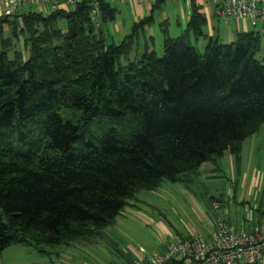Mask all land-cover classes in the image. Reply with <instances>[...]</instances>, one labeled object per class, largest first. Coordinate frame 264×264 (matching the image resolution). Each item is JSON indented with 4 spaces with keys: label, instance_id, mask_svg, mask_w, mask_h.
Returning <instances> with one entry per match:
<instances>
[{
    "label": "trees",
    "instance_id": "obj_1",
    "mask_svg": "<svg viewBox=\"0 0 264 264\" xmlns=\"http://www.w3.org/2000/svg\"><path fill=\"white\" fill-rule=\"evenodd\" d=\"M91 1L0 17V251L87 238L140 190L179 181L205 162L218 171L226 153L238 166L243 141L264 123L258 31L230 43L207 36L199 54L190 38L206 36V18L190 0L182 33L162 30L161 57L145 48L123 62L164 0L119 44L101 30L115 8L97 0L95 27ZM17 39L21 49L12 48ZM263 213L258 205L252 225Z\"/></svg>",
    "mask_w": 264,
    "mask_h": 264
},
{
    "label": "rangeland",
    "instance_id": "obj_2",
    "mask_svg": "<svg viewBox=\"0 0 264 264\" xmlns=\"http://www.w3.org/2000/svg\"><path fill=\"white\" fill-rule=\"evenodd\" d=\"M108 1L115 8L116 15L113 20L104 22L101 30L107 43L119 44L130 33L133 24L130 5L123 3L124 0ZM180 2L187 7L184 0ZM195 2H202V9L212 8L206 4V0ZM178 5L179 0H165L161 6L154 8L152 19L138 30L132 50L122 61L134 60L145 48L154 50L161 57L162 30L167 29L172 37L184 30ZM28 9L36 11L33 6ZM145 12L144 16L147 17L150 13ZM210 17L211 26L220 29V42L233 41L224 39L221 32L230 29L231 24ZM166 20L168 23L164 22ZM119 24L125 28L116 31L115 26ZM59 26L64 29V22L60 21ZM2 35L11 36L10 23L3 25ZM260 35L262 38L263 33ZM190 39L198 53L202 54L206 39H194L192 35ZM263 47L261 45L256 54L258 60L263 54ZM12 48L21 49L22 40H15ZM228 162L227 156L223 157L213 177L202 172H185L179 181L165 180L155 189L136 192L127 199L108 226L96 230L87 238L56 246L34 242L12 244L0 251V264H126L129 256L137 252H158L160 243L168 238L169 233L181 235L187 226H193L202 234L205 224L202 217H218L226 209L225 217H233L235 212L239 216L244 214L241 206L244 200L248 201L251 207H247V210H253V215L258 205L264 210V123L243 141L240 165ZM215 202L219 203L217 209L213 208Z\"/></svg>",
    "mask_w": 264,
    "mask_h": 264
},
{
    "label": "built area",
    "instance_id": "obj_3",
    "mask_svg": "<svg viewBox=\"0 0 264 264\" xmlns=\"http://www.w3.org/2000/svg\"><path fill=\"white\" fill-rule=\"evenodd\" d=\"M81 0H0V17L26 12L29 6L50 13L68 11ZM152 5L156 0H128ZM190 3V0H184ZM215 17L223 23L231 20L259 22L264 27V0H206ZM90 21L100 26L97 0L91 1ZM218 203H213L217 209ZM244 219L239 226L228 224L222 216L215 219L209 235L190 234L175 237L158 252L137 254L126 264H264V213L246 230Z\"/></svg>",
    "mask_w": 264,
    "mask_h": 264
},
{
    "label": "crops",
    "instance_id": "obj_4",
    "mask_svg": "<svg viewBox=\"0 0 264 264\" xmlns=\"http://www.w3.org/2000/svg\"><path fill=\"white\" fill-rule=\"evenodd\" d=\"M106 1L110 3V1H108V0H106ZM164 1H163V3H164ZM180 1L181 0H179L178 6H179V10H180V17L182 20V25H184L183 26V29H184L186 24H187L188 18H189V5L190 4L186 3L187 7H184V4H182ZM125 2H126V4L129 3V5H130V9H131V13H132L131 14L132 15L131 16V22H133V23H136L145 17L144 16L146 13L145 10H147L148 14L150 13L151 5H147L146 3L129 2L128 0H124L123 3H125ZM198 4L203 6L202 2H198ZM209 10L210 9H207L206 7L204 9H202V7H201V12L205 15L206 25L208 24L207 25L208 27L205 30L203 27V34H205L206 36H200V37H203L206 39L207 36L216 35L220 40V38H221L220 29H218L217 26H211V21H210V19H211L210 16H212L213 18H216V17L213 13L212 8L210 11ZM166 22L168 23L167 20H166ZM178 23L179 22H177V24ZM226 24H231L230 25L231 28L221 31L223 33L224 39L234 40L236 38V35L238 32L255 30V31H258L259 33H263V37L261 38V45L264 46V27L259 22L231 20ZM127 26H129V25H126V27ZM122 28H125V26L123 24H119V25L115 26L116 31H120ZM263 49H264V47H263ZM225 156H227V158H228V161H229L228 163L231 164V162L233 161L232 155H230L229 153H226L223 157H225ZM221 159L219 160V165H220ZM215 171H216L215 166H213L209 162L203 163L199 169V172H202V173H204L210 177L214 176L213 174ZM217 201L219 202V200H217ZM241 206L244 209V214H242L240 216L235 212L233 217L232 216L231 217H225V215H227V209L225 211H223V213L220 214L219 216H222L228 224H231L234 226H239L238 222L240 220L244 219L243 226L246 230H249L252 226V223H254L258 219V217H255V215H253V210H251L250 212H249V210H247V207H251L248 204V201H246V200L242 201ZM200 208H202V207L200 206ZM205 209H206V206H205ZM202 218H203V223L205 222V224H203L202 234H201V232H198V230L196 228H194L193 226H187L185 232L181 235L177 234V233H169L168 238L166 240L162 241V243H160V249L158 251H161L164 248L165 244L167 242H169L170 240H173L175 237H184V236H187L190 234H197V235H202L204 237H207L209 235V233L211 232L213 225L215 223V219L217 217H202ZM137 254H139V253L137 252L136 254L129 256L127 262H129V260L134 258Z\"/></svg>",
    "mask_w": 264,
    "mask_h": 264
}]
</instances>
